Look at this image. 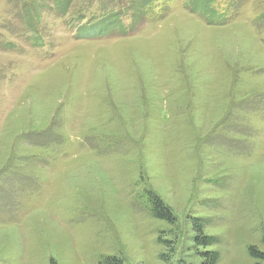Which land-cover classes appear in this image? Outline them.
<instances>
[{
    "label": "rangeland",
    "instance_id": "374dc122",
    "mask_svg": "<svg viewBox=\"0 0 264 264\" xmlns=\"http://www.w3.org/2000/svg\"><path fill=\"white\" fill-rule=\"evenodd\" d=\"M263 234L264 0H0V264H255Z\"/></svg>",
    "mask_w": 264,
    "mask_h": 264
},
{
    "label": "trees",
    "instance_id": "16d2710c",
    "mask_svg": "<svg viewBox=\"0 0 264 264\" xmlns=\"http://www.w3.org/2000/svg\"><path fill=\"white\" fill-rule=\"evenodd\" d=\"M150 211L152 215L160 220H165L168 223H174V217L163 202L155 195L151 194L149 198ZM193 227L195 235L193 237V243L195 246L208 247L218 241L214 236L204 234V223L200 219H193ZM264 241V234H263ZM248 253L250 257L256 260L255 264H264V252L260 251L256 246H249ZM205 257L203 264H215L219 259V252L216 250H206L203 252ZM99 264H128L122 258L117 256H105L99 261Z\"/></svg>",
    "mask_w": 264,
    "mask_h": 264
}]
</instances>
